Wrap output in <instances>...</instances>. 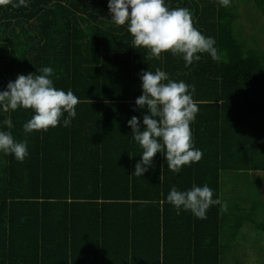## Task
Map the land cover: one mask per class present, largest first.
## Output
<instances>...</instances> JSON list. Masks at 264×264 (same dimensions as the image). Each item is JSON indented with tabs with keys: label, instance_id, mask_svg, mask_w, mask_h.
Instances as JSON below:
<instances>
[{
	"label": "trees",
	"instance_id": "16d2710c",
	"mask_svg": "<svg viewBox=\"0 0 264 264\" xmlns=\"http://www.w3.org/2000/svg\"><path fill=\"white\" fill-rule=\"evenodd\" d=\"M248 2L264 16V0H168L188 8L227 57L204 53L186 66L182 54L157 59L132 47L127 25L111 22L109 0H0V91L51 66L55 86L79 98L71 125L46 131L25 133L31 109L0 110V130L29 150L22 162L0 152V264H223L244 224L264 212L256 179L264 172V48L257 35L245 37L240 5ZM157 68L195 86L191 130L202 158L177 174L158 152L135 176L142 148L128 121L142 125L138 74ZM229 177L241 185L226 189ZM194 183L212 188L227 211L214 205L199 219L167 202L173 186Z\"/></svg>",
	"mask_w": 264,
	"mask_h": 264
},
{
	"label": "clouds",
	"instance_id": "9594fccd",
	"mask_svg": "<svg viewBox=\"0 0 264 264\" xmlns=\"http://www.w3.org/2000/svg\"><path fill=\"white\" fill-rule=\"evenodd\" d=\"M219 2L227 7L230 0ZM27 4L28 0H18L14 6ZM108 8L111 22L127 25L133 37L132 47L145 48L157 59L164 52L174 56L182 54L185 65L191 66L206 53L213 61L227 62L226 54L218 51L215 38L204 35L194 26L192 14L186 7H171L168 0H109ZM38 72L18 74L15 81H9L6 89L0 91V110L31 109L34 114L23 125L25 133L69 127L77 116L79 98L71 89L65 91L55 86L51 66L42 67ZM138 75L142 95L135 105L148 111L143 115L142 125L137 116L128 121L132 139L142 148V158L136 162L132 175L144 176L154 166L153 158L158 152L165 156L168 169L179 174L183 166L202 158V150L195 147L191 130L199 111L193 98L195 86L171 79L160 68ZM3 123L8 129L13 127L10 118ZM0 152L12 154L21 162L29 155L27 141H18L11 131L5 130H0ZM166 199L177 210L190 211L199 219L206 218L211 206L220 205L221 212L228 209L226 202L214 198V190L207 184L194 183L184 191L173 186Z\"/></svg>",
	"mask_w": 264,
	"mask_h": 264
},
{
	"label": "rangeland",
	"instance_id": "374dc122",
	"mask_svg": "<svg viewBox=\"0 0 264 264\" xmlns=\"http://www.w3.org/2000/svg\"><path fill=\"white\" fill-rule=\"evenodd\" d=\"M240 13L242 16L240 21L245 25V37L257 35L260 46L264 48V31L262 30L264 16H262V12L254 8L253 2H248L240 5ZM253 188L255 190L256 187ZM234 196L230 197L234 199ZM253 224L264 226V220L245 223L241 228L240 235L234 242L235 249L231 248L230 251L224 253L227 258L223 264H264V254L259 253L261 250L264 251V231L259 228L251 230L249 227ZM227 228L230 226H226L224 231L229 234L231 230Z\"/></svg>",
	"mask_w": 264,
	"mask_h": 264
},
{
	"label": "crops",
	"instance_id": "0c3cea01",
	"mask_svg": "<svg viewBox=\"0 0 264 264\" xmlns=\"http://www.w3.org/2000/svg\"><path fill=\"white\" fill-rule=\"evenodd\" d=\"M257 183L259 184V186L261 187V192H263L264 193V172H257ZM237 185L239 186V185H241V181H236L235 182V179H232V178H228V180L227 179H225L224 180V187L226 188V189H233L234 190V188H236L237 187ZM226 198H228V200H227V202H229V204L231 203L232 204V206H234V207H236L237 206V204H240L239 203V200L238 199H236V198H229V196L227 197L226 196ZM244 203H246V205L245 206H247V207H249V205L247 204V202L246 201H242L241 202V204H243L244 205ZM238 211V210H237ZM240 215L239 214H237V217H239ZM244 217H245V215H243ZM253 217H256L255 219L257 220V221H260V220H264V212H260L259 214H255V216H254V214L252 215ZM258 216V217H257ZM247 217V216H246ZM247 219V218H246ZM249 222L250 223H255V222H253L252 220H249ZM249 222H246V223H249ZM245 225V224H244ZM227 226H231V225H227ZM262 227H263V229H262ZM261 228L258 226L257 227V225L256 224H253L251 227H249L251 230L252 229H260V230H262V231H264V226H262ZM243 228V227H242ZM234 242L235 241H233L232 243H231V247H229V249H235V247L236 246H234ZM241 247H242V244H241ZM230 251V250H229ZM259 253H263L264 254V251H259Z\"/></svg>",
	"mask_w": 264,
	"mask_h": 264
}]
</instances>
